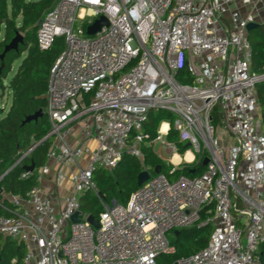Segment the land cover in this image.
Returning a JSON list of instances; mask_svg holds the SVG:
<instances>
[{"label": "built area", "instance_id": "2783aa9c", "mask_svg": "<svg viewBox=\"0 0 264 264\" xmlns=\"http://www.w3.org/2000/svg\"><path fill=\"white\" fill-rule=\"evenodd\" d=\"M102 18L109 25L89 35ZM251 24H264V0L56 2L37 32L41 51L59 38L66 46L46 92L53 189L43 187L48 165L35 168L38 184L25 196L0 187L6 211L0 240L23 247L20 264H159L177 253L173 232L205 226L212 228L207 245L172 264H264V124L256 91L264 73L252 68ZM184 69L190 82L179 80ZM152 112L173 121L162 122L147 141ZM73 126L80 129L78 146L69 141ZM172 130L189 144L183 154L165 139ZM158 143L171 154L173 181L144 168L150 179L126 204L100 198L99 169L114 171L125 154L143 162L142 146ZM198 164L205 167L201 174L183 173ZM34 173L25 171L22 179ZM88 192L103 208L98 229L81 208Z\"/></svg>", "mask_w": 264, "mask_h": 264}, {"label": "trees", "instance_id": "16d2710c", "mask_svg": "<svg viewBox=\"0 0 264 264\" xmlns=\"http://www.w3.org/2000/svg\"><path fill=\"white\" fill-rule=\"evenodd\" d=\"M58 0H0V32L4 28V42H0V56L4 52L7 43H10L18 33H24L23 44L18 51H12L0 59V85L3 79L12 70L14 62L24 53L15 75L10 82L12 93L11 107L3 118L0 119V177L6 174L0 183V187L9 194L25 196L27 192L38 184L37 174L34 173L28 179H22L24 167L32 162L36 168L45 166L48 162V152L53 140L47 137L50 124L47 114L34 121L23 125L27 117L43 110L45 112L47 101L46 92L50 70L62 52V44L54 46L48 51H41L37 46V32L40 22L45 15L53 9ZM20 19V23L18 20ZM250 39V37H249ZM252 46V68L257 73H264V24L256 29V39L250 40ZM184 69L180 74V81L190 82L191 79ZM260 116L264 123V82L257 88ZM146 125L147 141L157 137L158 129L162 122L173 118L169 113L152 112ZM168 141L178 146L183 154L187 147L178 141L176 133L172 130L167 137ZM36 146L30 158L22 165L12 168L20 155L31 147ZM144 161L125 154L118 167L112 172L97 171L94 175V183L100 193L105 196L106 202L117 201L126 204L133 192L138 187L139 174L145 169L152 174L165 173V162H161L150 146H142ZM152 159L156 160L153 164ZM203 164L185 168L183 173L193 177L204 172ZM157 174V173H156ZM166 174V173H165ZM81 208L84 213L99 218L103 211L98 197L93 192L86 193L81 198ZM0 215H6V211L0 207ZM211 226L202 228L183 229L170 235L172 244L177 248L173 256L175 261L201 251L208 243ZM264 250V249H262ZM24 256L22 246L11 240H0V264H20ZM261 259L264 263V251Z\"/></svg>", "mask_w": 264, "mask_h": 264}, {"label": "rangeland", "instance_id": "374dc122", "mask_svg": "<svg viewBox=\"0 0 264 264\" xmlns=\"http://www.w3.org/2000/svg\"><path fill=\"white\" fill-rule=\"evenodd\" d=\"M18 23H20V19L18 20ZM21 35L24 36V33H21ZM249 37H250L251 41L256 39V29L250 31ZM57 41L58 42H57L56 45L62 44V52H63L65 47H66L65 46V40L62 39V38H59ZM0 42H4V28L0 32ZM8 44L9 43H7V45ZM26 55H27V53H24L20 58H18L14 62L11 72L8 74V76L6 78L3 79L2 86L0 85V119L3 118L4 116H6V114L8 113V111H9V109L11 107V104H12V93H11V90H10V82H11L13 76L15 75L19 65L21 64L23 58ZM185 55H186V58L188 59V54L186 53ZM185 73L187 74V72H185ZM158 113L159 112H154V115H157ZM166 121H169V120H166ZM258 121L259 122L262 121V118L260 116V109H259ZM151 122H152V119L149 120L150 124H151ZM262 123H263V121H262ZM165 139L168 140L167 138H165ZM154 152H155L156 156H158V158L160 159L161 162H163V163L165 162L167 170H165L166 174L165 173H163V174L168 176V178L171 181H173L175 178L170 176L171 165L169 163H166L167 162L166 160L168 158H170L171 154L169 153V151L167 149L163 148L160 143H158V144H156L154 146ZM151 161H152L151 163H153V164L156 162V160H154V159H152ZM98 171H103V172H106V173L107 172H111V171H108L106 169H99ZM153 175H156V173H154ZM70 186H71V184L69 183V181H67L65 183L64 189L62 190L61 194L63 193L64 190L68 191L67 187H70ZM108 203H111V202H108ZM211 233H212V228H211ZM211 233H210V235H211ZM2 240H4V239H2ZM174 262H175V259H174L173 256H171V257H163L162 259H160L158 261L159 264H172Z\"/></svg>", "mask_w": 264, "mask_h": 264}, {"label": "water", "instance_id": "95a60500", "mask_svg": "<svg viewBox=\"0 0 264 264\" xmlns=\"http://www.w3.org/2000/svg\"><path fill=\"white\" fill-rule=\"evenodd\" d=\"M108 25H109L108 21L105 18H102L98 20L94 25L88 28V34L94 35L98 33L102 29V27L108 26ZM259 26H260L259 24H251L248 26V31L250 32L254 29H257ZM23 42H24L23 36L20 33H18L16 37L8 45L5 46L4 52L0 56V59L3 60L5 55L9 52L18 51L19 46L23 44ZM44 115H45V112L43 110H40L34 115L27 117L26 120L23 122V125L34 122V121L36 122L40 118H42ZM186 147H189V144ZM206 164H207V161L204 163V166ZM35 168L36 166L33 162L29 166L24 167L25 171L30 172V173H34ZM156 173L158 174L159 172H156ZM149 179H150V174L148 171L141 172L138 177V187H142ZM1 192H2V189L0 188V193ZM99 196L100 198L105 199V196L102 193H99ZM72 222L73 223L79 222L78 214L73 216ZM88 222L91 225H93L96 229L100 227L99 222L96 220L94 216H90L88 218Z\"/></svg>", "mask_w": 264, "mask_h": 264}, {"label": "crops", "instance_id": "0c3cea01", "mask_svg": "<svg viewBox=\"0 0 264 264\" xmlns=\"http://www.w3.org/2000/svg\"><path fill=\"white\" fill-rule=\"evenodd\" d=\"M53 140V139H52ZM70 144L73 146H78L81 143V134L78 126H73L70 128ZM54 143V140H53ZM53 145V144H52ZM51 168V173L45 178V182L43 183L44 190L46 192H50L53 188V183L55 179V170L56 164L53 162H47V164Z\"/></svg>", "mask_w": 264, "mask_h": 264}, {"label": "bare ground", "instance_id": "6f19581e", "mask_svg": "<svg viewBox=\"0 0 264 264\" xmlns=\"http://www.w3.org/2000/svg\"><path fill=\"white\" fill-rule=\"evenodd\" d=\"M167 128H168V125L167 124H164L163 126H162V131L163 132H166V130H167ZM192 158H193V156H192V154L190 153V152H188L187 153V160H192ZM180 161V158H179V156H175L174 157V162H176V163H178Z\"/></svg>", "mask_w": 264, "mask_h": 264}]
</instances>
